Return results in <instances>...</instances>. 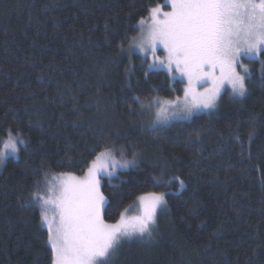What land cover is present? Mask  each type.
I'll use <instances>...</instances> for the list:
<instances>
[{
    "label": "trees",
    "instance_id": "16d2710c",
    "mask_svg": "<svg viewBox=\"0 0 264 264\" xmlns=\"http://www.w3.org/2000/svg\"><path fill=\"white\" fill-rule=\"evenodd\" d=\"M164 1L0 0V139L11 130L25 141L0 169V264H51L32 192L123 145L148 156L102 180L106 222L141 194L169 195L151 239L122 242L108 264H264V56L248 62L243 98L224 93L215 114L133 125L136 98L183 95L182 82L146 76L125 55L141 18Z\"/></svg>",
    "mask_w": 264,
    "mask_h": 264
},
{
    "label": "snow or ice",
    "instance_id": "6c2138e0",
    "mask_svg": "<svg viewBox=\"0 0 264 264\" xmlns=\"http://www.w3.org/2000/svg\"><path fill=\"white\" fill-rule=\"evenodd\" d=\"M166 3L171 11H162L157 6L149 10L150 22L141 18L142 36L130 45L145 59L151 53L148 69H166L170 78L175 79L178 74L181 82L186 81L182 98L153 97L149 105H140L141 108L158 105L154 125L172 117L190 119L196 113L214 109L225 85L234 96L243 97L252 72L241 61L264 56V0H166ZM161 48L166 53L163 58L156 55ZM261 63L264 75V62ZM252 135L249 133V140ZM24 144L20 134L13 135L9 130L0 148V162L9 153L15 156L19 145ZM138 166L135 154L129 160L121 150L117 159L114 148H104L95 155L83 177L72 173L54 175L55 183L47 182L46 194L39 190L32 192L30 204L39 206L41 224L47 227L51 264H108L122 241L151 237L158 211L167 205V192L137 196L138 215L127 216L125 209L115 223L104 218L109 201L102 190V180L108 177L111 181L118 169ZM172 180L184 187L179 177ZM110 186L116 187L111 183Z\"/></svg>",
    "mask_w": 264,
    "mask_h": 264
},
{
    "label": "rangeland",
    "instance_id": "374dc122",
    "mask_svg": "<svg viewBox=\"0 0 264 264\" xmlns=\"http://www.w3.org/2000/svg\"><path fill=\"white\" fill-rule=\"evenodd\" d=\"M163 6L168 7V9H165V7H163ZM161 10L162 11H171V6L170 5H167L166 0L162 3ZM148 21L150 22V15H149ZM139 28H140V26H139ZM146 28H147V25H145V30H146ZM141 36H142V32L140 31L139 34H138V36L135 37L134 40H132L129 43L128 48L125 49V51H126L125 52V55L128 56L129 58L131 56H134V55L138 56L140 58V61H142L144 63L145 69L147 70V72H153V71H155V72H163V73L165 72V73H167V70L166 69H163V70L162 69H156V70H150V69H148V65L152 62L151 61V53H149L148 58L145 59L144 55L142 53H140L138 51V49H136L134 47L133 48H130V45L131 44H134L135 41H138L141 38ZM156 55H158L161 58H163V57L166 56V53L161 48V49H159L157 51ZM259 58L260 57L254 59V60H258ZM248 62H253V59H247V58H245V59H243L241 61V63H243V64L247 65L248 67H250ZM170 80H171V82H173L175 80L181 82V78L179 77L178 74H177V77L175 79L170 78ZM182 83L184 84L183 85V88H184V86L186 84V81H184ZM224 93H228V96L230 98H235V99H241V98H243V97L234 96L232 94L231 88L229 86L225 85L224 88L221 90L220 96H219V98L217 100L216 107L214 109L210 110V111H201L199 113H196L193 117L198 116L199 114H206V115L215 114L217 112V110H218V104L220 103L219 100H220L221 96ZM182 97H183V95L181 96V98ZM149 103H150V101H143V102H140L139 101L138 102V104H137V106H138V110L137 111L138 112L136 113L135 120H133V125H135V124L138 125L139 124L140 127L145 128L147 130H155V128H166V127H168V126H170V125H172L174 123H177L179 121L188 122V121L192 120V118H193L192 117L190 119H186V118H182V117H172V118L168 119L167 121H161L159 124H155L154 125V124H152V121L156 119L155 113H156V110H157L158 105L156 107H151V108H148V107L141 108V106H140L141 104H143V105H149ZM118 128H121V127H118ZM4 140H6V139H0V148L3 147ZM121 150H123L125 157L127 159H129V160L133 159L134 154H135V157H136V159L138 161L143 160V159H145L148 156V154L146 153V151L145 152H142L140 150H137V149H135V146H133V145H128V146H124L123 145V146L117 147V149L115 148V155H116V158L117 159H120V152H121ZM9 157H11V158L12 157H16V155L13 156L11 153H9V155H8L7 158H9ZM4 161L0 162V169H1V165L3 164ZM123 170L124 169H118L117 172L123 171ZM84 174H85V171L83 173L74 174V175H76L77 177H83ZM105 178L109 179L108 177H105ZM161 209L158 211V214L161 211ZM129 212H130V214H128ZM138 214H139V202L136 201V203L130 209H127L126 215L127 216H134V215H138ZM158 214H157V216H158ZM157 219H158V217H157ZM157 219H156V222H157ZM133 239H138V238H133ZM150 239H151V237H145L142 240L149 241ZM124 241H127V240H124ZM124 241H122V242H124Z\"/></svg>",
    "mask_w": 264,
    "mask_h": 264
}]
</instances>
